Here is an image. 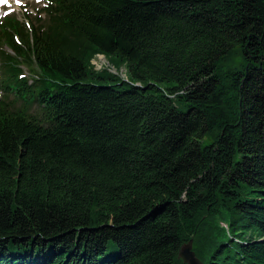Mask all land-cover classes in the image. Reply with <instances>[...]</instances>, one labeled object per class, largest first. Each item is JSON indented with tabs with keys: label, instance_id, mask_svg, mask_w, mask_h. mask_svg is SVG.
I'll return each instance as SVG.
<instances>
[{
	"label": "trees",
	"instance_id": "1",
	"mask_svg": "<svg viewBox=\"0 0 264 264\" xmlns=\"http://www.w3.org/2000/svg\"><path fill=\"white\" fill-rule=\"evenodd\" d=\"M44 2L0 19V264H264V0Z\"/></svg>",
	"mask_w": 264,
	"mask_h": 264
},
{
	"label": "rangeland",
	"instance_id": "2",
	"mask_svg": "<svg viewBox=\"0 0 264 264\" xmlns=\"http://www.w3.org/2000/svg\"><path fill=\"white\" fill-rule=\"evenodd\" d=\"M45 4L42 3L40 0H0V19L5 14H12L15 15L18 20L23 21L24 23H27L24 18V11H27L28 14L32 17L37 15V11L44 9ZM103 59V58H102ZM105 61H108L107 59H104ZM99 62H102L100 60V57H96L94 61L91 63L95 66V69L97 66H99ZM110 63V62H109ZM116 70V73H109L112 76L116 77L121 82L128 83V74L127 72H124L123 65L120 66H114L112 63H110ZM23 74L28 75L27 70L23 69Z\"/></svg>",
	"mask_w": 264,
	"mask_h": 264
},
{
	"label": "water",
	"instance_id": "3",
	"mask_svg": "<svg viewBox=\"0 0 264 264\" xmlns=\"http://www.w3.org/2000/svg\"><path fill=\"white\" fill-rule=\"evenodd\" d=\"M179 257L185 264H202L191 251L190 243L182 246Z\"/></svg>",
	"mask_w": 264,
	"mask_h": 264
},
{
	"label": "bare ground",
	"instance_id": "4",
	"mask_svg": "<svg viewBox=\"0 0 264 264\" xmlns=\"http://www.w3.org/2000/svg\"><path fill=\"white\" fill-rule=\"evenodd\" d=\"M96 57H100V60L102 61V62H99V66H97V68L95 69V66L91 63L92 61H94V59L96 58ZM103 58V59H102ZM104 59H106L102 54H96L93 58H92V60H91V66L93 67V69H94V71H97V72H100V71H102V70H105V71H107V72H109V73H111V74H113V73H116V70L114 69V67L112 66V65H110V63L108 62V61H105ZM123 69H124V72L126 73V70H125V68L123 67Z\"/></svg>",
	"mask_w": 264,
	"mask_h": 264
}]
</instances>
